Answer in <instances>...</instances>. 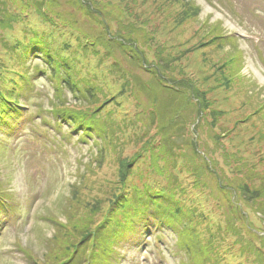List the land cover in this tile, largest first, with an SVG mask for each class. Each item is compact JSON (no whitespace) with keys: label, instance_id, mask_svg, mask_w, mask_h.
I'll use <instances>...</instances> for the list:
<instances>
[{"label":"rangeland","instance_id":"374dc122","mask_svg":"<svg viewBox=\"0 0 264 264\" xmlns=\"http://www.w3.org/2000/svg\"><path fill=\"white\" fill-rule=\"evenodd\" d=\"M15 1L7 3L16 20L13 30L21 37L20 11L26 6ZM63 2L67 22L58 14L43 23L53 64L68 65L80 87L88 78L102 85L113 98L104 111L111 109L108 125L123 132L113 131V139L83 137L73 123L62 125L54 103L76 107L79 101L69 88L61 96L54 92L51 67L42 51L34 50L41 56H30L24 66L30 86L24 84L15 95L24 118L0 130V189L6 196L0 211V264H26L22 246L47 262L59 250L54 238L59 231L44 218L69 221L77 187L97 192L102 186L98 194L104 199L106 184L112 187L110 181L127 166L137 168L128 182L131 189L143 187V173L149 182L176 191L187 209L183 225L196 223L199 237L214 238L218 254L225 253L220 264H264V115L253 112L264 100V0ZM218 34L235 37L226 41ZM6 38L15 41L11 31L0 30V65L5 61L21 70L17 55L5 50ZM131 47L141 51L146 66L134 67ZM233 55L239 60L228 63ZM11 70H5L8 79L17 77ZM155 70L160 78L165 73L176 81L182 112L189 116L185 134L166 145L158 122L150 128L153 104L148 90L140 89L145 84L151 89ZM0 83L7 88L5 80ZM249 112L253 117L242 121ZM137 127L142 139L134 134ZM161 144L162 149H153ZM90 166L97 173L88 171ZM191 211L199 218L191 220ZM148 217H138L133 231L116 243V263L190 262V252L177 244L179 230Z\"/></svg>","mask_w":264,"mask_h":264},{"label":"trees","instance_id":"16d2710c","mask_svg":"<svg viewBox=\"0 0 264 264\" xmlns=\"http://www.w3.org/2000/svg\"><path fill=\"white\" fill-rule=\"evenodd\" d=\"M31 1L33 2L26 3L17 0L13 3L16 5L25 4L26 6L20 11V19L25 22V25L21 30L22 36L19 37V31L13 30L16 20L12 16L10 5H8L7 0H0V30L11 31L12 35L15 36L13 43L8 41V37L3 39L6 47L9 45L7 48L5 47V50L7 54L17 55L16 58L19 59L18 62L22 68L21 70H14L11 66L5 65V61L1 63L2 66L0 65V80H5L7 86L6 88L0 83V130L8 127L12 123V119L21 113L19 105L22 103L15 95L20 93L24 84L30 86L28 68H24V66L27 64L30 56H41L39 52H34V50L39 51L40 49L43 53V59L51 67L49 69L53 73L51 79L55 86V92L61 96L62 90L69 88L80 104L76 107H70L72 106L71 104L65 105L60 101L55 105L60 116L65 120H70L74 125L84 129L83 131L88 134H96L100 138L113 137V135L109 136L113 134V131L116 134L123 132L120 128L112 124L110 126L108 125V122H113L111 109H108L106 113L104 111L106 110L105 107L109 105L113 98L109 96L106 89L102 88V85L96 86L97 83H94V80L88 78L85 87H80L77 82L72 80V72L75 71L70 70L68 65L57 67L53 64L52 51L48 53L50 42L47 34L49 30H46V26L43 23H45V18L48 19L58 14H62L60 17L62 22H67L63 21V17H67L69 13L67 10H62L65 7L63 0ZM78 5L81 10V4ZM72 17L71 21L73 19ZM72 24L77 26L76 21H72ZM216 38H223L229 41L234 37L218 34ZM121 43L125 47H128L127 42ZM39 44L43 45V47H39ZM127 51L132 53L131 58L134 59L132 62L134 67L138 65L140 68H143L146 62L140 53L141 51L134 47H131ZM11 57L13 56H10L9 59ZM238 60V57L236 58L233 55L229 58L228 63H236ZM7 69H12L10 72L16 74L17 77L12 76L8 79L5 73ZM57 70L62 73L56 76ZM156 72L158 71L155 70V73L152 75L153 82L151 83V89L148 84H145V86L141 85L140 89L148 90L146 92L149 93L151 104H153L149 107L153 109L151 111L152 113H150L152 117L149 120L154 124L150 128L158 124L160 132L163 134L162 143L166 145L169 142H175V138L180 137L181 134H185L184 128H186L189 122V119H187L189 116L182 112L184 101H180V99L182 100V96L178 92H181V90L177 91L174 88L173 83L176 81L167 80L168 78L164 77L166 76L165 73L160 78L159 73ZM131 75L134 78V75ZM161 94L163 96L158 99V96ZM253 112H255V115H264V100L255 107ZM251 115L252 112H249L240 119L246 122L253 117ZM155 121L158 123L156 124ZM134 134L137 139L143 138L138 133V127ZM149 138L147 141H149ZM105 143L108 144L109 139H106ZM111 144L113 145L114 142L111 141ZM160 148L162 149V144L158 145V148L153 149ZM104 156L107 155L104 154ZM119 161L122 160L120 159ZM88 171L97 173L95 167L88 168ZM119 172L120 174L117 180L112 179L110 181V183H113V186L111 187V185L106 184L104 187V190H106L104 199L98 194L103 188L102 186L97 192L95 190L93 191V188L81 190L77 187L73 191V197L71 198L70 206L73 212H71L72 215H69V221H62L55 216H49L51 220L58 223L55 226L59 233L54 238L58 242L59 250L52 257H49L47 262L38 260L39 262L35 264H117L116 261L118 260L119 253L116 254L114 246L123 239L126 232L128 234L130 231H133L135 225L133 223L136 222L138 217L142 216L146 220L145 217L151 208H154L158 212L157 215L156 212L153 213L155 219L160 222L164 221L171 228L179 230L178 235L180 239L177 244L181 248H186L190 252L191 257L190 262H186L185 264H220L225 253L218 254L219 248L215 245L214 238L208 236L199 237L195 233L197 230L196 223H189L187 226L183 225V221L187 217V209L181 198L177 196L176 191L166 185L163 186L149 182L144 178L145 174L143 173H139V176L145 181L143 187L139 189L137 188L139 186L134 184L132 185L133 189H131L132 187L130 188L128 182L137 172V168L127 166L123 170L121 168ZM1 193L2 189H0ZM235 204L239 205L238 202L231 203V205ZM237 209L239 208L237 207ZM76 215L78 216L77 219H75ZM196 218H199V215L196 211H191L190 219L195 220ZM200 219H198L197 224L202 222L199 221ZM194 233L195 235L193 236ZM215 237L217 236L215 235Z\"/></svg>","mask_w":264,"mask_h":264}]
</instances>
